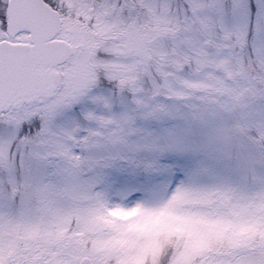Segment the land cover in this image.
<instances>
[{"label": "snow or ice", "instance_id": "1", "mask_svg": "<svg viewBox=\"0 0 264 264\" xmlns=\"http://www.w3.org/2000/svg\"><path fill=\"white\" fill-rule=\"evenodd\" d=\"M0 264H264V0H0Z\"/></svg>", "mask_w": 264, "mask_h": 264}]
</instances>
